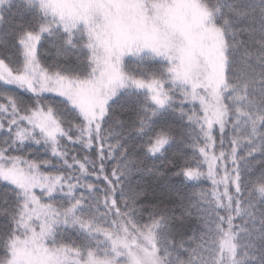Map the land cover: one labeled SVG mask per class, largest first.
Listing matches in <instances>:
<instances>
[{
  "label": "snow or ice",
  "instance_id": "snow-or-ice-1",
  "mask_svg": "<svg viewBox=\"0 0 264 264\" xmlns=\"http://www.w3.org/2000/svg\"><path fill=\"white\" fill-rule=\"evenodd\" d=\"M0 82V264H264V0H0Z\"/></svg>",
  "mask_w": 264,
  "mask_h": 264
},
{
  "label": "trees",
  "instance_id": "trees-1",
  "mask_svg": "<svg viewBox=\"0 0 264 264\" xmlns=\"http://www.w3.org/2000/svg\"><path fill=\"white\" fill-rule=\"evenodd\" d=\"M46 53V60L48 62H51L55 59V50L52 49L50 46L45 49ZM11 86H6L2 82H0V92L5 91L6 89L10 88ZM149 184L151 185V188H155L158 193H163L167 191L168 185L162 178H149ZM210 183L206 182L203 185H201V188L208 189L210 188ZM185 191L191 192L192 189H184ZM195 191H200V189H195ZM146 215V214H145Z\"/></svg>",
  "mask_w": 264,
  "mask_h": 264
}]
</instances>
